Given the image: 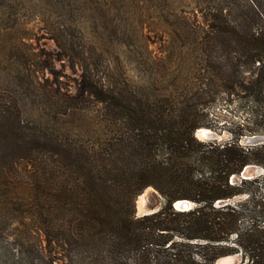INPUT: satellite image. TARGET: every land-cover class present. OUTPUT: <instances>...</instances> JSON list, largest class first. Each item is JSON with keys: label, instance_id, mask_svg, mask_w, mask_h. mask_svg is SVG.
Here are the masks:
<instances>
[{"label": "trees", "instance_id": "1", "mask_svg": "<svg viewBox=\"0 0 264 264\" xmlns=\"http://www.w3.org/2000/svg\"><path fill=\"white\" fill-rule=\"evenodd\" d=\"M206 3V26L191 33L200 62L215 74H195L196 84L174 74L147 91L127 75L123 86L97 77L82 57L70 100L58 104L48 94L55 115L99 104L113 126L103 138L30 124L18 99L0 95V191H21L28 208L20 219L46 240L19 255L0 252V264H216L234 253L241 254L236 264H264L260 182L230 180L246 165L264 166V142L241 144L243 130L225 142L195 135L210 125L208 107L222 91H244L255 103L251 133L264 124V0ZM149 186L164 202L138 215L137 196ZM240 194L247 197L230 201ZM0 196V219L8 223L20 209ZM176 199L195 205L179 210Z\"/></svg>", "mask_w": 264, "mask_h": 264}, {"label": "rangeland", "instance_id": "2", "mask_svg": "<svg viewBox=\"0 0 264 264\" xmlns=\"http://www.w3.org/2000/svg\"><path fill=\"white\" fill-rule=\"evenodd\" d=\"M200 4L206 6V0H0V95L18 99L30 124L54 127L57 133L70 130L88 140L103 138L113 126L100 116L99 104L55 115L48 94L58 104L70 100L77 92L81 70L75 62L82 57L92 63L97 77L123 86L127 75L147 91L157 87V80L169 82L174 74L189 76L195 82L191 84L198 82L195 74H215L200 62L191 33L206 26ZM243 92H220L219 100L208 107L210 125L198 127L207 131L199 136L197 128V138L225 142L243 130L241 144L264 142V124L255 127L256 132L249 131L253 125L249 105L255 103ZM256 165L263 167V172L251 178L259 180L264 193V166ZM37 172L41 176V171ZM241 178L240 174L230 176L232 182ZM8 191L10 195L2 189L0 193L8 201L12 198L9 205L20 210L10 213L8 223L0 219V252L17 249L19 255L32 247H45L42 230L29 219H20L28 208L21 191L12 186ZM140 196L138 215L154 211L164 202L151 186L137 199ZM245 197L247 194H240L230 201ZM260 200L264 202V197ZM234 254L236 264L241 254Z\"/></svg>", "mask_w": 264, "mask_h": 264}, {"label": "water", "instance_id": "3", "mask_svg": "<svg viewBox=\"0 0 264 264\" xmlns=\"http://www.w3.org/2000/svg\"><path fill=\"white\" fill-rule=\"evenodd\" d=\"M263 167L259 165H246L243 170L240 172V175L243 178H251L255 174H261L263 171ZM173 206L179 210H187L192 206V201L188 199H176L173 202ZM152 212V211H151ZM235 263V254H230L226 256H222L216 260V264H234Z\"/></svg>", "mask_w": 264, "mask_h": 264}, {"label": "bare ground", "instance_id": "4", "mask_svg": "<svg viewBox=\"0 0 264 264\" xmlns=\"http://www.w3.org/2000/svg\"><path fill=\"white\" fill-rule=\"evenodd\" d=\"M206 131H207V130H205V128H198L196 133H197L199 136H203L204 133H205ZM136 206H137V209H138V210H142L141 196L137 199V204H136Z\"/></svg>", "mask_w": 264, "mask_h": 264}]
</instances>
